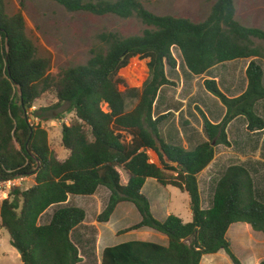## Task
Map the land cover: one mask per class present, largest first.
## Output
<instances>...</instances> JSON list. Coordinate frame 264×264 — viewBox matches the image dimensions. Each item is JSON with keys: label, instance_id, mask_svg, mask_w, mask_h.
Wrapping results in <instances>:
<instances>
[{"label": "trees", "instance_id": "1", "mask_svg": "<svg viewBox=\"0 0 264 264\" xmlns=\"http://www.w3.org/2000/svg\"><path fill=\"white\" fill-rule=\"evenodd\" d=\"M53 1L69 12L136 16L150 28L131 36L101 32L87 62L62 70L54 79L48 74L51 59L38 55L23 13L9 15L6 0H0V178L35 175L31 187L15 188L0 202V229L21 250V264H80L81 250L72 233L85 221L86 211L66 202L70 195H93L100 186L107 187L110 196L99 222H108L121 202H131L142 219L120 232L150 227L169 238L168 245L131 240L108 246L101 264H201L205 255L220 250L234 264H244L228 231L242 222L264 234V201L258 197L250 170L241 164L227 167L209 208L202 207L198 175L214 159L215 146H231L227 128L234 119L245 117L251 132L264 130V118L256 111L257 103L264 100V69L258 61L264 60V46L254 41L264 40V29L241 24L234 0H217L201 22L155 14L146 0ZM174 47L197 76L220 63L251 59L247 88L239 96L226 95L215 78L204 80L226 113L214 123L199 108L208 140L191 150L165 142L160 125L169 114L153 115L161 88L175 86L166 73L167 67L178 66ZM134 57L148 59V76L141 87H130L119 76ZM49 91L57 99L54 108L69 104L76 118L63 124L62 144L69 152L64 160L51 149L49 132L28 121L29 109ZM126 93L137 100L131 111L126 110ZM148 150L158 154L161 166L150 161ZM166 171L176 174L168 176ZM148 178L188 193L192 220L185 222L175 214L164 220L154 216L143 192ZM55 205L50 222L40 224L43 213Z\"/></svg>", "mask_w": 264, "mask_h": 264}, {"label": "rangeland", "instance_id": "2", "mask_svg": "<svg viewBox=\"0 0 264 264\" xmlns=\"http://www.w3.org/2000/svg\"><path fill=\"white\" fill-rule=\"evenodd\" d=\"M216 1L217 0H146L145 5L149 10L158 15L185 17L191 19L193 22H201L209 16L212 6ZM234 1L236 5V19L241 24L248 27L264 29V0ZM6 11L9 15H14L18 12L23 13L27 25V34L36 45L38 55L51 59V66L48 74L54 79L59 77L62 70L74 65L86 63L91 56V50L98 43L97 36L101 32L119 31L124 36H131L142 34L146 28H150L136 16L130 18H121L111 14L99 16L84 11L69 12L63 6L59 5L53 0H6ZM254 41L256 44L264 46V40L254 38ZM173 53L177 59L178 66L175 69L168 67V72L169 77L175 82V86H165V89L177 94L180 97L179 99H181L178 100V102L182 105L184 102L182 100L189 97V94L194 91L195 95L190 98L191 100L189 103L190 113L193 114V102L197 100L200 104L206 107L210 116V120H212V122L216 121L218 117L221 116L225 106L218 97L209 92L204 86L203 79L212 78L211 75L201 77V75L194 76L191 72L189 74V70L185 66L180 50L177 47H174ZM147 61L148 59H140L138 57L132 58L130 64L120 70L119 76L124 79V81L130 87H141L148 76ZM245 61L247 60L237 59L235 62V65L240 66L241 72L243 71V66L241 64H243ZM258 61L264 69V60L258 59ZM224 74L225 73H222L221 77ZM245 78L247 81L246 75ZM222 84L223 86L221 85L220 88L223 92H225L226 95L233 96L235 93L237 94V90L232 86L230 87V91L227 89L229 85V76H227V72ZM121 90L125 92V86H121ZM126 99V110L131 111L136 105L137 100H133L131 97H129V95H127V93ZM56 102L57 99L55 94L49 91L44 97L42 96L36 101L33 106V110L35 108L36 110L33 114L37 115L42 120L40 121L39 125L49 132L50 147L55 155L60 160H64L68 157L69 152L62 144L63 124L72 123L76 120V118L74 113L69 111V104H64L59 108H54ZM104 109H106V107H104ZM179 116L180 123L185 127L187 121H189L186 118L185 111H182ZM126 139L127 141H130L131 136L127 134ZM240 146L241 145H236V147L229 152V154L226 156L227 162L231 159L229 163L232 165L241 164L239 162H248V164L250 163L249 166L253 169L251 174H253L252 176L254 178V184L258 197L260 200L264 201V147L261 152V159L256 160L253 157H248L249 159H247L245 154H237L238 151H241L238 149ZM150 161L154 162L151 159V156ZM170 163L173 164L172 162ZM224 171L214 172L212 176L213 179L208 181V183H210L211 186H214ZM166 172L168 176H173L176 174L174 171ZM121 174L123 176V181L126 182L127 175L125 171L121 170ZM28 176V180H26L25 183L20 186L22 189L29 188L35 183V175L29 174ZM153 181L155 180L152 179L146 184L144 192L148 194L153 202V210L156 213V217L159 218L162 216L163 219L167 218V215H165V207L168 206L171 214L178 215L185 222L191 221L192 217L188 194H182L180 190L171 186L167 187L168 191L170 192V194H168L163 186H159L157 182ZM202 188L204 208H209L213 202V189L209 191L208 184H204V180L202 183ZM102 191L103 190L100 192L103 195L104 192ZM160 194H163L165 197L166 206L164 207L163 212H160L157 209V204L160 200ZM76 198L77 200L73 199L71 201V205H76L80 202H83V204L89 202L88 196L78 195ZM1 201L2 199H0V202ZM130 205H132V207L135 209L136 214L139 215V212L134 204L130 203ZM57 208L58 206L55 205L53 208L48 209L41 216L39 223H49L54 209ZM91 209L92 207L89 208V210ZM95 210H97V207L92 209L91 213H94ZM130 220H135V217L130 218ZM102 225L103 227H106L105 229L107 230L110 225L111 227H114L115 223H103ZM238 225H243V223H238ZM91 231L95 236L96 229H92ZM90 235L92 236V234ZM128 240H135V236L127 235L117 238L115 235H110L107 242L110 244L109 246H113ZM145 240L147 241V239ZM260 246L261 248L263 247V245ZM259 255L260 253H255L253 259L248 260L246 264H257ZM21 263L22 259L19 249L15 246H12L9 233L3 230L2 242L0 244V264ZM84 264H88V262H85ZM89 264H91V262H89Z\"/></svg>", "mask_w": 264, "mask_h": 264}, {"label": "crops", "instance_id": "3", "mask_svg": "<svg viewBox=\"0 0 264 264\" xmlns=\"http://www.w3.org/2000/svg\"><path fill=\"white\" fill-rule=\"evenodd\" d=\"M243 60H247V61L241 64L243 66L242 72L240 66L235 65V62L237 60H233L225 63H220L212 67L207 73L201 75V77L211 75L212 78H215L217 80L219 86L221 85L223 86L222 81L223 79H225V75L227 72V76H229V85L227 88L228 91H230L231 86L237 90V94L235 93L233 96L230 97L239 96L247 88L248 80L246 81L245 75H246L247 66L250 63L251 59L246 58ZM188 72L190 74V71ZM166 73L167 76L169 77L168 67L166 68ZM222 73L225 74L221 77ZM205 79L206 78H204L203 81ZM193 95H195L194 91H192L189 94V97L182 100L184 101L182 105L181 103L178 102V100H181L179 99L180 97L177 94L166 90L164 86L161 88L154 104V114H153L154 118H157L158 116L164 114H169L162 121L160 125L161 138L167 143H172L182 146L187 150L194 149L198 144L208 140V137L204 130L203 117L200 114L199 108L205 112V114L208 116L209 119L210 116L207 112L206 107L200 104L197 100L193 102V108H194L193 114L190 113L189 103L191 100L190 98ZM182 111H185L186 118L187 120H189L187 121L185 127L182 126L179 120L180 118L179 115ZM256 111L259 115H261L264 118V100H261L257 103ZM225 113H226V109H223L221 116H219L218 119L214 121V123L221 122L223 117L225 116ZM247 124H248L247 120L243 116L237 117L229 124L227 128V132H228L229 140L231 141V146L227 147L222 144L215 146L214 159L198 175L203 208H204L203 188H202L203 180H204V184H208L209 191L213 189L212 195H214V191L217 183L214 186H211V184L208 183V181H211V179H213L212 176L214 172L224 171L227 167L232 165L229 163L231 159L228 160L227 162L226 156L229 154L230 151L233 150V148L236 147V145L238 146L241 145L240 148H238L241 151H238L237 154L238 153H240L241 155L245 154V157L247 159H249L248 157L250 158L253 157L256 160L261 159V155H262L261 152L264 147V130L251 132L248 130ZM148 154L149 156H151V159L154 161V163L161 166L160 158L154 150H148ZM253 162L256 163L255 161ZM239 163L247 167L252 173L253 169L252 167L249 166L250 163L249 164L248 162H239ZM152 179L155 180L153 182H157L159 186H163V188H165L168 194H170V192L167 189V187L169 186L162 185L155 178H148L144 185V188L146 184ZM171 187L180 190L177 187L174 186ZM144 188H143V192H144ZM101 190H103L102 192H104L103 195L100 192ZM180 192L182 194L186 193L183 192L182 190H180ZM146 195L148 196V194ZM77 196L70 195L66 204H71L72 203L71 201L73 199L77 200L76 198ZM109 196H110V190L107 187L100 186L95 194L88 196L89 202H86L85 204H83V202L77 203L76 205L74 204L75 206H79L86 211L85 221L80 226H78L72 233V238L78 244L81 250L83 261L80 264H84L85 262H88V264L89 262H91V264H101L103 251L106 247L110 245L107 242L110 235H115L117 238L127 235L128 236L134 235L135 240L147 239L148 241L154 239L152 240V242L160 243L162 245L169 244V238L166 234L160 233L159 231L154 230L153 228L150 227H143L124 233L120 232L123 229L129 227L130 225L140 222L142 219L140 212L138 211L139 215H137L135 209L132 207V205H130L131 202H121L116 207L114 213L112 214L108 222H99L97 220V217L105 209L109 200ZM159 197L160 200L157 204V209L158 211L163 212L164 211L163 209L166 206L165 197L163 194H160ZM148 198L151 203L152 212L154 216H156V213L153 210V202L149 196ZM53 207L54 206H52L51 208ZM90 207H92V209H95L97 207V210H95L94 213H91L92 209L89 210ZM170 214H171L170 210L168 206H166L165 215H167L168 217ZM132 217H135V220L131 221L130 218ZM191 217H192V212H191ZM159 219L164 220L162 216H160ZM113 222L115 223V226L111 227L110 225L107 230L105 229L106 227H103L102 225L103 223L108 224ZM92 229H96L95 236L91 231ZM3 230L5 229L2 228L0 229V244L2 242ZM90 234H92V236ZM228 238L231 240L234 251L240 257L243 263L246 264L248 260L253 259L255 253H260L259 258L257 260V264H260V262L264 260V234L262 232L255 231L250 224L248 223H243V225H238V223L233 224L228 231ZM260 245H263V247L261 248ZM201 264H234V263L232 262V260L224 250H220L216 254L205 255L201 261Z\"/></svg>", "mask_w": 264, "mask_h": 264}, {"label": "built area", "instance_id": "4", "mask_svg": "<svg viewBox=\"0 0 264 264\" xmlns=\"http://www.w3.org/2000/svg\"><path fill=\"white\" fill-rule=\"evenodd\" d=\"M35 110L36 108L33 110V107H31L27 112L28 121L32 127H37L41 121L37 115L33 114ZM28 175L20 173L7 178H0V199L7 198L10 191L23 185L28 180Z\"/></svg>", "mask_w": 264, "mask_h": 264}, {"label": "water", "instance_id": "5", "mask_svg": "<svg viewBox=\"0 0 264 264\" xmlns=\"http://www.w3.org/2000/svg\"><path fill=\"white\" fill-rule=\"evenodd\" d=\"M23 1V0H22ZM215 144V142H213V145ZM167 161H168V159H167ZM19 251H20V253H21V250L19 249Z\"/></svg>", "mask_w": 264, "mask_h": 264}]
</instances>
